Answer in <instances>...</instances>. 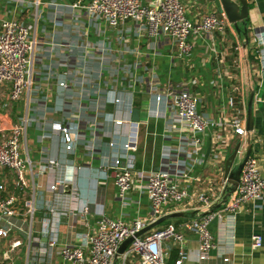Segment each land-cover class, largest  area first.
<instances>
[{
    "label": "crops",
    "instance_id": "0c3cea01",
    "mask_svg": "<svg viewBox=\"0 0 264 264\" xmlns=\"http://www.w3.org/2000/svg\"><path fill=\"white\" fill-rule=\"evenodd\" d=\"M139 1L150 4L155 0ZM246 1L245 50L243 38L229 24L223 33L191 36V53L180 59L170 41L161 35L149 36L133 21L111 28L103 21L89 20L83 13L88 0H0V21L12 19L31 26L36 42L31 87L20 101L11 102L9 110L0 112L1 127L25 121L21 152L32 168L25 174L26 187L17 192L14 209L19 215L8 220L12 224L9 236L0 238V264H69L58 248L76 245V234L92 233L103 215L126 225L149 223L150 208L141 178H135L123 199L114 185L108 164L112 157L109 142L115 135L121 144H132L128 158L137 175L168 170L190 194H220L224 162L240 143L229 120L237 111H246V59L256 89L250 157L264 168V0ZM181 2L186 16L194 22L218 13L212 0ZM190 80L195 84L190 85ZM181 83L198 98L197 111L211 124L198 162L186 178L170 165L175 160L168 162L163 157L166 149L178 154L185 146L179 141L172 110L155 96L158 90ZM2 87L8 99V87ZM133 109L140 112L138 122L131 121ZM116 119L124 123L116 126ZM57 124L71 128L75 138L71 153L62 148L61 137L54 131ZM243 153L241 147L239 159ZM187 164L191 162L187 160ZM0 181L6 187L4 195L13 191L11 171L3 170ZM27 202L34 208L31 216H23ZM5 223L0 215V228ZM45 223L56 231L54 248L48 246L50 235L43 233ZM208 229L215 247L201 262L196 257L197 235L183 232L182 247L187 255L183 264H222L224 257L229 259L227 264H264V192L235 214L215 216ZM256 234L262 237V245L254 249L251 237ZM15 241L20 245L11 249ZM163 247L167 261L175 258L174 264L180 244L168 238Z\"/></svg>",
    "mask_w": 264,
    "mask_h": 264
},
{
    "label": "built area",
    "instance_id": "2783aa9c",
    "mask_svg": "<svg viewBox=\"0 0 264 264\" xmlns=\"http://www.w3.org/2000/svg\"><path fill=\"white\" fill-rule=\"evenodd\" d=\"M83 13L89 20L103 21L111 28H117L127 20L133 21L149 36L161 35L170 41L180 59L191 53L192 46L189 42L191 36L209 37L216 32L223 33L229 27L225 15L219 12H211L197 22L190 20L186 16L185 5L181 0H155L150 4H143L139 0H88ZM31 31V26L17 20L0 21V87H8L10 102L20 101L25 90L32 85L31 67L36 42ZM262 76L264 77V69ZM189 84L193 85L195 81L190 80ZM59 86L66 85L59 83ZM158 92L155 94L156 100L163 99L172 110L179 141L185 146L178 150V154L166 149L163 157L168 162L175 160L174 164H167L175 167L176 173L186 178L187 173L198 162L197 156L203 145V137L211 124L198 113L199 100L190 93L186 85L181 83ZM113 122L116 126L124 123L123 120L118 119ZM229 127L232 134L240 139L239 144L243 145L246 135L245 110L235 113L229 120ZM54 131L61 137L63 150L71 153L75 146L71 128L68 125L57 124ZM24 135L25 121L7 127L0 126V173L9 170L14 176L13 191L9 194L4 195L6 187L0 181V215L6 220L5 227L7 226L0 228V238L9 236L12 224L8 220L19 215L14 209L17 192H21L26 187L25 174L28 170H32L31 161L21 152V139ZM118 139L120 140L119 136L115 135L109 142L112 157L108 165L113 171L114 185L119 197L123 199L131 190L135 178H141L150 208L148 224L172 212L204 210L219 198L220 194L214 196L209 193H188L186 188L177 184L175 175L168 170L139 172L137 175L128 158L132 144L130 142L121 144ZM181 152L184 156L182 161L179 160ZM187 160L191 164L186 165ZM49 165L52 166L53 162L50 161ZM263 192L264 168L259 167L255 157H249L241 171L236 191L219 210L200 218L182 220L178 225L170 223L133 238L120 264H168L167 253L163 247V241L168 238L180 244L178 258L174 264H183L187 259L182 247L183 232L197 235L199 246L196 257L198 262L205 260L208 252L215 247L208 229L212 219L223 214L237 213L244 204L260 198ZM26 207L23 216H31L34 212L31 202H27ZM148 224L135 221L131 225H126L121 220H112L103 215L92 233L76 234V245H63L58 248V253L69 264H113L118 246L127 237L134 236ZM19 230L23 232L22 228ZM43 233L50 235L48 246L56 247V231L45 223ZM19 245V241L13 242L11 249ZM251 245L254 249L261 247L262 237L258 234L253 235ZM41 251L45 252L42 246ZM228 261V258H222V264H227Z\"/></svg>",
    "mask_w": 264,
    "mask_h": 264
},
{
    "label": "water",
    "instance_id": "95a60500",
    "mask_svg": "<svg viewBox=\"0 0 264 264\" xmlns=\"http://www.w3.org/2000/svg\"><path fill=\"white\" fill-rule=\"evenodd\" d=\"M214 6L216 7L219 13H223L230 25H232L239 37L243 38V49L245 50L248 44V35H247V20H248V4L246 0H212ZM246 67L248 74V93H247V102H246V111H245V143L243 145L236 144L233 152L226 158L224 162V185L219 198L208 206L204 210H190V211H176L169 214H166L154 222L145 226L139 232H136L134 236L127 237L117 248L113 264H120V260L132 242L133 238L140 237L145 233L155 229L160 226L163 222L171 219H196L203 217L205 215L211 214L219 210L223 204L231 197V195L236 191L240 174L243 169L244 164L251 155L252 143L254 141L255 134V119L253 116V104L255 98L256 89L252 87L249 74V63L246 59ZM139 110L133 109L131 112V121H139ZM264 132V129H263ZM241 147L244 148V153L239 159V153Z\"/></svg>",
    "mask_w": 264,
    "mask_h": 264
},
{
    "label": "rangeland",
    "instance_id": "374dc122",
    "mask_svg": "<svg viewBox=\"0 0 264 264\" xmlns=\"http://www.w3.org/2000/svg\"><path fill=\"white\" fill-rule=\"evenodd\" d=\"M7 96V91L3 88L0 87V112L2 113L3 109L9 110L10 107L13 105L9 99H6L5 97ZM4 111V110H3ZM141 121H143L145 119V113H142L141 115ZM173 221H175L174 219L171 220H167L165 222H163L160 226H164L168 223H172ZM159 227V226H158Z\"/></svg>",
    "mask_w": 264,
    "mask_h": 264
},
{
    "label": "trees",
    "instance_id": "16d2710c",
    "mask_svg": "<svg viewBox=\"0 0 264 264\" xmlns=\"http://www.w3.org/2000/svg\"><path fill=\"white\" fill-rule=\"evenodd\" d=\"M174 220L178 223L179 221H182V220H184V219H174ZM174 259H175V258H174ZM174 259H171V260L167 261V263H168V264H171V262H172Z\"/></svg>",
    "mask_w": 264,
    "mask_h": 264
}]
</instances>
